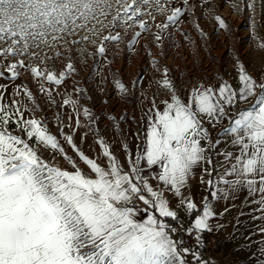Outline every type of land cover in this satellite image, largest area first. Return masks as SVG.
<instances>
[{"label": "snow or ice", "instance_id": "6c2138e0", "mask_svg": "<svg viewBox=\"0 0 264 264\" xmlns=\"http://www.w3.org/2000/svg\"><path fill=\"white\" fill-rule=\"evenodd\" d=\"M116 3L126 16L121 26L129 28L133 26L129 21L142 15V5L154 3L161 13L166 10L160 0L130 3L116 0ZM257 3L264 16V0H234L231 6L236 13L245 10L255 13ZM105 6L111 7L107 0H0V57L14 59L5 65L9 78L15 80L23 69L38 83L54 85L58 91L67 76L75 72L74 65L69 62L57 73L48 67L47 61L55 60L60 53L40 58L33 47L40 44L54 47L53 42L62 38L58 34L74 35L77 29L87 28L90 20L102 23L96 13L99 10L100 15L107 16ZM185 12H194L189 0H182V7L172 9L166 22L156 25L160 31L154 35V41L162 42L160 33L177 25ZM119 15L117 12L112 22ZM213 18L219 29H229L222 17ZM250 23L253 33L264 27L255 15L250 17ZM138 27L140 31H135L128 41L129 49L139 42L143 31H149L143 20ZM196 28L203 36L202 29L198 25ZM90 31L95 34L96 29ZM127 32L125 28V35ZM182 34L187 38L186 33ZM121 39L119 32L104 36L97 53L103 57L105 42ZM258 47L264 51V40ZM25 57L38 63H26ZM153 67L160 71L154 61ZM237 71L238 90L226 82H221L218 88L198 84L184 102L165 67L155 84L167 93V98L157 103V93L152 94L144 113L146 123L142 127L138 125L132 133L138 141L135 150L126 136L120 141L124 161L118 159L112 145L100 136L92 109L81 105L79 96L72 99L65 94L63 103L56 106L71 105L76 113L75 127L69 116L67 127L72 134L65 133L57 114L59 135L90 174L69 158L57 136L49 132L47 118L26 117L27 109L15 107V100L11 110L0 106V264H190L188 255L192 256L191 264H206L198 249L203 246V234L215 231L219 225L213 226L217 213L208 197L202 201V210L196 211L194 198L185 195L184 190L190 187L189 181L197 168L201 169L200 183L214 189L210 192L213 201L228 200L243 187L252 197L251 203L258 206L255 211L260 215L253 219L264 220V81L254 79L239 60ZM40 88L55 104L44 83H40ZM116 88L127 94L122 82L116 81ZM20 91L29 100L33 99L27 87L18 88L17 94ZM76 91L83 94L81 88ZM253 97L248 109L241 110L234 119L229 116L239 103ZM32 111H36L35 107ZM81 115L86 123L81 122ZM119 119L123 121L126 117ZM225 119L229 120V126L213 140L205 125L215 128ZM13 122L22 135L9 132L8 125ZM82 127L97 136L95 143L100 148L97 158L88 157L74 143L75 132ZM41 148L59 153L68 168L46 160ZM100 157L104 159L103 166ZM150 181H156L155 188ZM165 192L176 198V208L194 216L190 225L185 227L179 220V213ZM135 200L145 206L142 211L146 218L142 221L136 218L141 209ZM227 211L225 206L219 215ZM259 232L264 235V227ZM184 234L193 240L191 245L185 243ZM259 256L261 260L256 264H264V247L259 248Z\"/></svg>", "mask_w": 264, "mask_h": 264}, {"label": "rangeland", "instance_id": "374dc122", "mask_svg": "<svg viewBox=\"0 0 264 264\" xmlns=\"http://www.w3.org/2000/svg\"><path fill=\"white\" fill-rule=\"evenodd\" d=\"M107 2L111 5V7H104L107 16L100 15L99 10L96 13L102 23L90 20L87 28L77 29L74 35L58 34L62 38L53 42L54 47H49L47 44L33 47L32 50L40 58L45 55L54 57L57 52L60 53V56L55 60L47 61L48 67L57 73L64 70L69 62L74 65L75 72L67 76L58 91L56 86L40 82L49 89L51 99L55 101V104L51 103L50 97L41 91L40 83L31 76L30 72L22 69L20 70L21 74L15 80L10 79V74L5 71V65L14 62V59L9 57L6 60L0 57V73H3L0 75V96L3 97L0 99V106H6L11 110L15 100L17 102L15 107L22 110L27 109L24 113L26 117L47 118L49 132L57 136L69 158L76 160L86 174H90L89 170L79 162L75 153L59 135L55 119L57 114L60 115L63 122L65 133L72 134L71 129L67 127L69 116H72V125L75 127L76 113L71 105L56 106L63 103L65 94L72 99H77L79 96V103L92 109L98 121L100 136L112 145L114 154L122 161L124 154L120 150V141L126 136L135 150L138 141L133 138L132 133L136 132L138 125L142 127L146 123L147 117L144 113L150 106L149 101L152 99V94L157 93V103L167 98V93L155 84V81L160 79V72L165 67L184 102H187L192 88L198 84L218 88L221 82H226L238 90L240 85L237 60L246 66L247 72L254 79L258 82L264 81V51L258 47L261 40H264V27H259L257 32L253 33L250 23V17L255 15L259 24L264 25V16L261 15L262 7L259 3L256 4L255 13L248 10L236 13L231 6L234 0H207V2L205 0H189V3L194 7V12L192 14L185 12L177 25L170 26L168 30L161 32L163 41L157 43L154 41V35L160 30L156 28V25L165 23L166 17L172 9L182 7V0H160L166 9L163 13L158 11L154 3L149 6L142 5V15L135 21H129V24L133 25L130 28L128 25L121 26L126 16L116 0H107ZM128 2L130 3L131 0ZM117 12L120 14L119 18L112 22V17L116 16ZM215 15H219L227 22L228 30L218 28L217 22L213 18ZM140 20L147 22L149 31H143L139 42L129 49L127 44L131 36L135 31H140L138 27ZM197 25L202 29L203 36L197 31ZM125 28H128L127 35H125ZM91 29H96L95 34L90 31ZM117 32L121 34L122 39L119 42L106 41L105 55L100 56L96 49L103 37ZM182 33H186L187 38ZM86 36L87 40L84 39ZM254 36L256 38H253ZM24 59L26 63H38L36 59L27 57ZM153 61L159 66L160 71L153 67ZM116 81H120L126 86L128 90L126 95L121 94L116 88ZM134 81H136L135 86H133ZM21 86L27 87L32 92V100H29L23 91L17 94V89ZM77 88L83 89V94H79L76 91ZM254 99L253 97L247 102L239 103L230 111L229 116L234 119L241 110L248 109ZM33 107L36 109L35 112L32 111ZM109 117L114 119L109 120ZM120 117H126V119L121 121ZM80 118L82 123H86L82 115ZM13 119H18V117ZM205 126L209 127L212 138L215 140L218 134L229 126V120L221 121L215 128L208 124ZM8 130L13 135H22L14 122L8 125ZM82 136H84L83 142H81ZM73 139L76 146L88 157L97 158L99 156L100 148L95 143L97 136L87 127L77 130ZM30 143L33 142L30 141ZM40 153L55 166L68 168L59 153H52L43 148L40 149ZM99 160L104 161L102 157ZM102 163L104 164V162ZM195 170L197 173L201 172L200 168ZM154 171H158V169H154ZM251 200L252 197L248 195L244 200L245 207L249 209V212L246 211L241 219L247 226L246 230L260 227L264 221L253 219L254 216L260 214L253 212L256 205L252 204ZM189 219V216H184L179 212L180 221L189 223ZM220 229L223 231L222 228ZM223 234L225 237L224 231ZM220 242L215 244L212 249ZM249 259L252 260V258ZM254 259L256 260L255 264L261 260L259 249ZM212 264L235 263L217 261Z\"/></svg>", "mask_w": 264, "mask_h": 264}, {"label": "crops", "instance_id": "0c3cea01", "mask_svg": "<svg viewBox=\"0 0 264 264\" xmlns=\"http://www.w3.org/2000/svg\"><path fill=\"white\" fill-rule=\"evenodd\" d=\"M223 147L224 144L222 143L221 148ZM99 162L102 166L104 165L102 163L104 162L103 160H99ZM124 166L125 169H127V164ZM200 175L201 172L197 173L195 170V176L189 181L190 187L184 190L185 195H191L194 198V202L198 206L196 211L202 210V201L204 197H208L209 202L213 206L214 212L217 213L212 221L213 226L215 227L216 225H219L218 228H222L225 233V237L220 242V244L210 250L207 254H202L198 250L202 261H205L206 264H212V262L217 261H226L227 263L235 264H255L254 262L256 260L254 259V256H257V250L260 247H264V244L261 243V241H264V235L259 232V229L264 227V221L263 225L260 227H253L252 229L246 230L247 226L243 224V221L241 220L243 219V214L249 210L248 207H245L246 204L244 202L247 196L246 189L241 187V189L234 195H231L228 200L218 199L217 201H213L211 199L210 192L214 189H208L205 185H202L200 183ZM206 179L207 177H205V180ZM213 179L215 180V177H213ZM150 183L154 188L156 187V181H150ZM217 187H223V185L217 184ZM165 196L170 201V204L174 210H177L178 213L180 212L184 216L191 217V220L189 219V223H187V226L190 225L192 219H194V216H190L176 208V198L173 197L171 192H165ZM134 203L138 208L141 209V211L138 212L136 218L142 221L146 218V214L142 211L145 206L139 200H135ZM225 206L228 207L229 211H227L223 216H220L219 213L223 211ZM257 207L258 206L256 205V208ZM253 212L260 214L259 212L255 211V209H253ZM233 249H235V251H232ZM249 258H252V260ZM187 259L191 264L192 256L188 255Z\"/></svg>", "mask_w": 264, "mask_h": 264}, {"label": "built area", "instance_id": "2783aa9c", "mask_svg": "<svg viewBox=\"0 0 264 264\" xmlns=\"http://www.w3.org/2000/svg\"><path fill=\"white\" fill-rule=\"evenodd\" d=\"M183 225L185 227H187V223H185L184 221ZM224 238V234L223 231L220 228H216L215 231L212 232H208L203 234V241L202 244L203 246L200 247L198 250L202 253L205 254L207 253V251H209L210 249H212V247L217 244L218 242H220L222 239ZM184 239H185V243L191 245L193 243V240L190 239L187 234H184Z\"/></svg>", "mask_w": 264, "mask_h": 264}, {"label": "trees", "instance_id": "16d2710c", "mask_svg": "<svg viewBox=\"0 0 264 264\" xmlns=\"http://www.w3.org/2000/svg\"><path fill=\"white\" fill-rule=\"evenodd\" d=\"M190 218V220H191V217H189Z\"/></svg>", "mask_w": 264, "mask_h": 264}]
</instances>
